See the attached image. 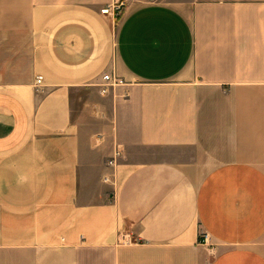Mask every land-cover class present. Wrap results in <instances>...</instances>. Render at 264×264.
Listing matches in <instances>:
<instances>
[{
  "label": "crops",
  "instance_id": "crops-1",
  "mask_svg": "<svg viewBox=\"0 0 264 264\" xmlns=\"http://www.w3.org/2000/svg\"><path fill=\"white\" fill-rule=\"evenodd\" d=\"M0 264H264V0H0Z\"/></svg>",
  "mask_w": 264,
  "mask_h": 264
},
{
  "label": "built area",
  "instance_id": "built-area-1",
  "mask_svg": "<svg viewBox=\"0 0 264 264\" xmlns=\"http://www.w3.org/2000/svg\"><path fill=\"white\" fill-rule=\"evenodd\" d=\"M122 8H123V3L122 2H116L113 5L102 9V13L112 14L116 17V16H119L121 14ZM103 79H104V81H106L102 85V92L103 93H106L108 91V87L122 82V81H119V79H117L116 77L114 78L110 73L105 74L103 76ZM41 82H42V77H38L37 83L41 84ZM201 238H202L203 243H205V244L209 243L210 237H209L208 233H202Z\"/></svg>",
  "mask_w": 264,
  "mask_h": 264
},
{
  "label": "rangeland",
  "instance_id": "rangeland-1",
  "mask_svg": "<svg viewBox=\"0 0 264 264\" xmlns=\"http://www.w3.org/2000/svg\"><path fill=\"white\" fill-rule=\"evenodd\" d=\"M121 12H122V9H121ZM117 17V16H116Z\"/></svg>",
  "mask_w": 264,
  "mask_h": 264
}]
</instances>
